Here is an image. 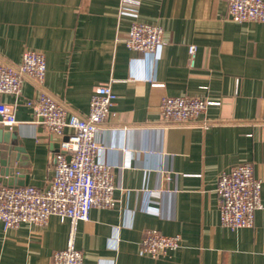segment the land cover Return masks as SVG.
<instances>
[{
	"label": "crops",
	"instance_id": "crops-1",
	"mask_svg": "<svg viewBox=\"0 0 264 264\" xmlns=\"http://www.w3.org/2000/svg\"><path fill=\"white\" fill-rule=\"evenodd\" d=\"M136 21L163 29L159 57L125 45ZM25 50L46 55L45 87L74 111L87 114L104 85L118 97L97 135L117 202L78 224L84 264H264V23L230 20L229 0H0V59L19 63ZM37 94L28 81L21 98L0 95L19 122L4 128L17 139L0 144L2 184L8 171L18 187L41 188L54 176L60 139L24 106ZM165 96L212 104L195 124L167 126ZM244 163L263 181V208L252 228L233 231L221 223L217 185ZM149 229L181 235L182 247L169 258L143 255ZM70 231L57 217L44 227L0 222V264H52Z\"/></svg>",
	"mask_w": 264,
	"mask_h": 264
},
{
	"label": "built area",
	"instance_id": "built-area-1",
	"mask_svg": "<svg viewBox=\"0 0 264 264\" xmlns=\"http://www.w3.org/2000/svg\"><path fill=\"white\" fill-rule=\"evenodd\" d=\"M121 14H127L125 8ZM128 14L137 17L136 13ZM229 18L236 23H264V0H229ZM124 43L148 59L159 57L165 45L164 31L157 25L136 21ZM189 56L190 65L194 66L195 45L189 47ZM46 75L44 53L25 50L19 63L0 59V95L21 98L24 84L32 82L38 94L25 100L24 106L34 112L37 122L53 137L60 139V150L54 154L55 173L44 187L0 183V222L6 230L23 224L44 227L52 217L69 222L68 245L53 254L52 264H84V254L75 242L78 224L88 221L92 209H110L117 202L113 167L102 159L97 135L118 97L111 85L98 87L89 112L80 114L48 91ZM211 104L207 98L165 96L161 101V118L167 126H189ZM17 124L14 107L0 101V127L13 128ZM201 124L204 128L211 125L208 121ZM262 189L263 181L255 176L252 163L222 173L217 185L222 225L233 231L252 228L256 212L263 208ZM181 247V235H165L155 229L145 231L141 241V253L153 259L169 258Z\"/></svg>",
	"mask_w": 264,
	"mask_h": 264
},
{
	"label": "water",
	"instance_id": "water-1",
	"mask_svg": "<svg viewBox=\"0 0 264 264\" xmlns=\"http://www.w3.org/2000/svg\"><path fill=\"white\" fill-rule=\"evenodd\" d=\"M17 139V135L13 132L6 131L4 128H0V144H8L10 145L12 141H15ZM16 171H8V175L6 176H11V179H4L8 181H3L4 185L8 186H14L13 179ZM9 178V177H7ZM18 187V186H14Z\"/></svg>",
	"mask_w": 264,
	"mask_h": 264
}]
</instances>
